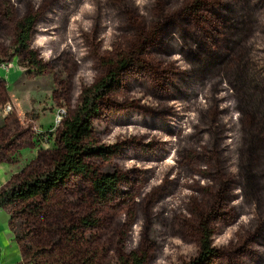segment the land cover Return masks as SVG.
Listing matches in <instances>:
<instances>
[{"label":"rangeland","instance_id":"rangeland-1","mask_svg":"<svg viewBox=\"0 0 264 264\" xmlns=\"http://www.w3.org/2000/svg\"><path fill=\"white\" fill-rule=\"evenodd\" d=\"M64 1L0 0V190L51 166L83 88L127 57L84 139L91 169L119 182L99 197L71 174L43 221L36 201L8 205L17 241L0 208V264L19 263L21 248L49 264L65 244L81 264H264V0ZM170 120L181 131L157 128Z\"/></svg>","mask_w":264,"mask_h":264},{"label":"trees","instance_id":"trees-1","mask_svg":"<svg viewBox=\"0 0 264 264\" xmlns=\"http://www.w3.org/2000/svg\"><path fill=\"white\" fill-rule=\"evenodd\" d=\"M202 0H194L193 2H201ZM70 0H65L63 5L68 4ZM101 11V10H100ZM50 16H48L47 20ZM98 17V16H97ZM100 17V15H99ZM96 18V17H95ZM96 20V19H95ZM34 24L33 18H25L16 30V42L22 47L27 46V42L31 37L32 27ZM170 44V43H169ZM127 57L122 58L117 65V70L120 71L127 63ZM111 71L104 79L96 83L92 87H84L81 95V100L77 110L71 116L64 119L62 126L56 133V141L58 149L52 159L51 166L41 172H36L27 176L17 183H13L10 186H6L0 190V208L17 201H36L29 203L28 208L30 213H34L35 216H42L40 220L43 221V215L46 212L43 211V204L49 202L54 198L55 190L62 185L65 180L71 174H86L90 176L93 183V188L97 192L99 197H105L106 195L114 192L118 186L119 178L114 173H101L91 169L90 164L86 160V156L94 152V148L85 144V137L90 135L92 131V118L97 114L99 110V100L110 91L118 79L119 73ZM220 97H224L221 95ZM169 109L175 116H180L182 106L173 101L168 103ZM234 106L233 103H231ZM184 106V105H183ZM226 108H231V105H224ZM183 110V109H182ZM152 117H150L151 119ZM194 122V121H193ZM157 125L158 129L163 128L169 133L175 132L177 128L182 129L178 121H166L160 122ZM181 131V130H180ZM179 131V132H180ZM146 133H154L145 131ZM157 134V133H154ZM156 136V135H154ZM159 143V142H158ZM161 144V143H160ZM159 144V145H160ZM159 152L162 151L158 149ZM165 151L162 152L164 154ZM33 205V206H32ZM87 223L88 221H83ZM89 223V222H88ZM12 229V214L10 221ZM202 220L200 221L201 235L199 240V252L203 259H209L211 255H214V249L211 246V230L202 226ZM13 231V229H12ZM22 250L23 260L28 264H39L36 258L26 259ZM55 254L54 261L49 264H81V258L75 251H72L70 245L56 246L54 249ZM1 255V252H0ZM132 261H122L123 264H137L136 257H132Z\"/></svg>","mask_w":264,"mask_h":264},{"label":"crops","instance_id":"crops-1","mask_svg":"<svg viewBox=\"0 0 264 264\" xmlns=\"http://www.w3.org/2000/svg\"><path fill=\"white\" fill-rule=\"evenodd\" d=\"M10 181V180H9ZM5 183H3L2 185H4ZM1 187V186H0ZM8 209V208H7ZM8 211H9V213H10V221H11V212H10V210L8 209ZM10 226V234L8 235L9 237L11 236L12 238H14L15 240H16V236L14 235V233H13V231H12V229H11V225H9ZM4 239H5V237H4ZM3 239V237H1V235H0V252H1V254H2V250H3V248H4V245H5V240ZM17 241V240H16ZM7 243V242H6ZM19 246V245H18ZM19 249H20V247H19ZM19 252H20V258H19V263L16 261V262H5V263H3V264H28V263H25L24 262V260H23V255H22V251H21V249L19 250ZM0 259H1V255H0Z\"/></svg>","mask_w":264,"mask_h":264},{"label":"built area","instance_id":"built-area-1","mask_svg":"<svg viewBox=\"0 0 264 264\" xmlns=\"http://www.w3.org/2000/svg\"><path fill=\"white\" fill-rule=\"evenodd\" d=\"M8 108H10V106Z\"/></svg>","mask_w":264,"mask_h":264}]
</instances>
